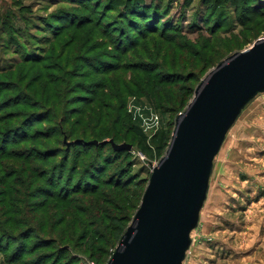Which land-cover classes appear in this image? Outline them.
I'll list each match as a JSON object with an SVG mask.
<instances>
[{"label":"rangeland","instance_id":"1","mask_svg":"<svg viewBox=\"0 0 264 264\" xmlns=\"http://www.w3.org/2000/svg\"><path fill=\"white\" fill-rule=\"evenodd\" d=\"M131 1L132 10L126 13V17H122V7H118V0H0V68H13L9 73L0 75V81L6 80L1 83L2 86H12L18 78L23 79L24 85L43 68L42 72L56 81L53 86L57 89V95L60 90L63 95V91L68 88L71 90L72 87L74 96H78L77 102L84 93L75 87L76 84L89 86L91 83H100L102 89L97 92V101L91 107L93 114H105V118L91 135H95L99 141L108 142L116 134L117 143L128 142L133 148L128 153L113 154L108 145L101 146L98 151L90 149L88 153L80 147L71 151L70 160L79 152L82 154L80 164L89 163L90 172L99 175L101 180L120 181L128 185L127 193L117 198L119 205L123 206L122 211H110L118 221L108 222L123 226L124 230L140 204L141 198L137 202L133 196L135 193L142 196L151 166L158 164L165 156L175 128V119L191 102L196 86L227 57L250 47L258 39H264V17H256L255 21L242 27L237 23L238 13L232 6L223 7L221 15L226 16L215 25L213 20L207 18L209 9L198 5L199 0ZM138 3L143 8H139ZM156 7L158 13L152 15ZM138 12H142V18L138 17ZM155 26L158 33L141 37ZM164 27L170 29L166 31L168 34H174V42L167 43L171 38L163 35ZM213 27L217 31L212 36L209 29ZM244 28H253L252 37L242 39V42L233 41L235 36L244 33ZM57 33L61 35L54 39ZM123 34L121 41L125 49L132 41V45L137 47H129L124 52L119 50L115 43ZM219 38L222 41L215 46ZM223 47L231 50L225 49V55H221ZM31 57L42 61L33 66L34 70L21 74V67L26 66L28 69L32 65H17V61L22 62ZM117 65L121 68L114 71ZM105 69L112 72L108 73ZM37 78L28 83L33 85L28 90L30 96L26 97L30 102L41 98L42 84L46 83V79L39 82ZM158 95L166 99H160ZM2 96L9 98L6 103L9 107L0 111V116L9 112L15 115L19 111L32 112L28 107L14 105L17 98L15 92H3ZM21 99L26 100L23 97ZM62 106V110H57L60 118L63 122L70 119L68 123H62L64 129L70 130L75 138L82 136L84 128L74 126L80 115H72L69 111L71 108L88 111L91 107L81 103L72 104L70 101L62 102ZM120 116L119 124L114 123V119ZM37 119L33 117L24 128L11 134L7 140L23 138L27 134L25 132H53L48 123H38ZM17 121L14 119L6 124L13 127ZM93 127L91 125L88 132ZM7 142L0 143V147H6ZM36 144L46 146V152L53 150L56 153L59 150L53 140L44 139L38 143L21 144L14 151L26 154L33 150H43ZM62 151L65 152L64 147ZM60 159L57 158V162ZM5 163L8 173L4 178L0 173V193L5 188L11 189L0 196V210L7 207L5 204H9V199L12 200L11 210L22 209V203L14 202L20 199L12 189L20 190L21 194L31 190L32 197L27 202L30 206L36 205L33 206L35 210L46 202L45 208L38 209L36 213L39 219L46 222L64 215L68 209L74 211L70 206H78L75 208L79 210L84 208V204L68 205L56 197V194L70 196L77 187L91 188L85 182L79 184V181L67 188L65 181L68 180L67 172H72L69 171L70 165L64 173L61 186L57 187L55 182L59 173L51 174V163L49 167L41 163L27 164L24 159H11ZM104 167L107 172L100 173ZM112 171L119 172L117 177H110L113 176ZM81 172L80 169L76 171L75 180ZM52 177L55 181L51 183ZM114 191V188L102 185L95 195H87L89 201L86 204L91 206L92 199L96 200L99 193H103L102 200L109 201ZM72 198L84 197L75 195ZM101 206L108 208L105 203H101ZM5 218L0 216L2 220ZM121 219H127L128 222L120 223ZM3 228L7 231L16 227L5 225ZM58 230L55 237L61 235L60 231L66 234L69 228L63 223ZM78 233L77 229L76 246L82 245ZM35 234L27 232L18 241L26 246L44 241ZM191 240L183 264H264V93L258 94L243 109L214 159L207 198L200 212L198 226L191 233ZM13 246H16L15 241L1 233L0 264H15L8 260ZM84 246L86 241L82 248H75L81 257L89 255ZM115 247L103 249L105 253L97 254L91 261L81 259L74 264H106ZM52 252V249H39L17 264H30L34 257ZM43 263L45 261L40 262Z\"/></svg>","mask_w":264,"mask_h":264},{"label":"trees","instance_id":"2","mask_svg":"<svg viewBox=\"0 0 264 264\" xmlns=\"http://www.w3.org/2000/svg\"><path fill=\"white\" fill-rule=\"evenodd\" d=\"M130 1L131 0H118V7H122L120 11L121 15H123L122 17H126L125 16L127 15L126 13L132 10V6H130L131 5ZM198 5L209 9L207 18L210 21L213 20L214 21L213 23H215V25H217L218 20L226 16V15H221V14L223 13L222 12L223 7H227V6L228 7L232 6L235 9L234 11L238 13L237 23L241 24L242 27L246 23H251L252 21H255L256 17L258 18L264 17V10H263L264 0H199ZM109 7H113V6L109 5ZM138 7L143 8L139 5V3H138ZM139 8H138V11H139ZM151 13L152 15L157 14L158 13L157 7L154 8L153 12ZM142 16H143L142 12H138V17L142 18ZM120 21H123V20L120 19ZM160 21L161 19L158 18V22ZM258 21L255 22L256 25H258ZM120 24H122V22ZM8 25H10L9 22H8ZM207 27L209 28L211 26H207ZM167 30L169 31L170 29L166 28L165 30L163 29V32L162 31L161 32L163 33L165 37L171 38L170 40L167 41V43H172L174 42L176 37H174V34H168L169 32H166ZM190 30L192 31V29ZM216 31L217 29L216 28L214 29V27L209 29V33L212 36L216 34ZM156 33H158V28L156 26L151 27L150 29H148L147 32L143 33L141 37L143 36L148 37L149 35H153ZM244 33L242 32L240 35L235 36L232 40L236 42H239V41L242 42V39H249L254 34L253 28H244ZM60 35L61 33L55 34L54 39L58 38ZM123 36L124 34L121 35V37L118 38L117 42L115 43V46L119 50L124 52V51H127L129 47H132V48L137 47V45H132L133 43L132 41L129 44V47L125 49L123 42L121 41ZM220 40L221 38L217 40L215 46L217 45V43L219 44ZM230 45L231 43L228 44L227 46L229 47ZM228 47L226 48L223 47L224 52H221V55H225L226 50L227 51L231 50V48H228ZM41 61L42 60L38 61L36 58L31 57V58L22 60V62L18 60L17 65L19 63H25V64L32 65L28 69L26 68V66L21 67L19 69L21 74H26L30 72L31 70H34L33 66H35L38 63H41ZM120 68L121 66L117 65V68L115 69L113 68V70L115 71ZM12 69L13 68H11V66L8 67L7 69L0 68V75L3 73L4 74L9 73L10 71H12ZM42 69L43 68H40L37 71V74H34L28 82H25L24 85H22L23 79L20 80V78H18V80L15 82V84H12V86H2L1 83L6 80L3 79L0 81V105L1 103L3 104V106L2 105L0 106V111H2L3 109H7L9 107L6 104L9 101L8 100L9 98L3 97L2 96L3 92H15V94L17 95V98L14 100V105L28 107L32 111L29 113L19 111L18 114L16 115L12 114V112H9V114L7 115L0 116V117H3V118H0V143L2 142L5 143L8 141L6 143L8 147L7 146L6 147L3 146L2 148L0 147V167L2 169L0 170L1 171L0 173H2V178H4V175L6 173H8V171L5 170L8 167L7 164L5 163V161L7 160L24 159L27 164L41 163V164L46 165V167H49V163H51L50 161H53L51 163V166H53V168L50 172L52 175H54L57 172L59 173V178H57L58 180H56L55 182L57 187L61 186L62 179L63 177H65L64 173L66 172L67 167L70 165L69 171L71 170L72 172L70 173L67 172L68 180L65 181V185L67 186V188L69 189L72 186V184L74 183L76 184L78 181H79V184H82L85 182L86 186L87 187L90 186L91 188L80 189L77 187L75 190L71 192L73 196L72 195L64 196L63 194H56V197L61 198L60 200L61 202L65 204L68 203V205H70L71 203H78L79 205L84 204L83 206L84 208H81L79 210V208H75L78 206H75V207L70 206L72 209H75L77 211L75 210L72 211L71 209H68V211H66L64 215L61 214L60 216L53 218V220H50L49 222H46L44 219H39L36 214L38 209L45 208L46 202L45 203L43 202V204H40V206L37 205L38 209L35 210L33 206H36V205L31 204L30 206L29 203L27 202V199H29V197H32V195L30 194L31 190H29L27 193L23 192V194H21L22 192L20 190L12 189V191H14L15 194H17L18 198L20 199V200L16 199L14 200V202L22 203L23 207L22 209L13 211L11 210L12 200L11 199L8 200L9 201L8 205H6L4 201L5 207L6 206L7 207L0 210V216H5L6 218L5 220L0 219V234L2 233L4 234V237L6 238L9 237V239H12L15 241L16 246H13L11 248L10 255L8 258L9 262L11 263L12 262H14L15 264L19 263V261L24 260L25 257L27 256L31 257L32 254L35 253L39 249H43V250L52 249L53 252L50 254H45V256L39 255L37 257H34L33 262H30V264H33L34 262L35 264H40V262L42 261H45V263L43 264H74L75 262L79 263V260L81 259L82 261L83 260L91 261V259H93L97 254H103V252L105 251L103 249H106L108 247L114 248L118 244L122 234L125 231L123 226H120L118 224L111 225L108 222L111 221L115 223L116 221H118L116 220L115 216L110 213V211L111 210L113 211L117 210L118 212L122 211L121 208H123V206L119 205L117 198H120L123 193H127L128 185L121 183L120 181L112 182L111 180H105V181L101 180L99 175H97L96 173L93 174L92 172H90V165H88L89 163L87 165L80 164V160L82 159V154H80L79 152H76V154L72 156L70 160L71 151H75L76 149H80V147H82L83 151L88 153L90 149H95L96 151H98L100 147L103 145H108L113 154L128 153V151L127 150L116 151L113 149L112 145L109 142L103 141V140L99 141V139H97L95 135H91V133L93 134L94 130H97V128L102 123V121H104L103 119L105 118V114H101L99 116H96L95 114H93L92 107H91V105L95 104L97 101V95H96L97 92L99 91V89H102L100 86V83L98 82L91 83L89 84V86H84L81 83L76 84L75 87L78 90H80V92L84 93L83 97H80L78 101L76 102V98L78 96H74L75 93H74V90H72V87H71V90L69 88L67 90L65 89L66 91L65 92L63 91V95H62V90H60L58 94L60 95L59 97L57 95V89L53 86L54 83H56V81H54L50 76L45 75L42 72ZM104 71H107L108 73L112 72V70L110 69L109 70L105 69ZM96 73L98 75L102 74L101 72H96ZM36 77H38L37 81L39 82H41L42 79H46V83L42 84L41 98L36 99L33 102H30V100L27 99L26 97L30 96V93H28V90L31 89L33 85L32 84L29 85L28 83H30ZM168 85H171V83H169ZM4 87H7V88L4 89ZM64 88H66V86ZM21 97L25 98L26 100L21 99ZM158 97L160 99H166L164 96H161V95H158ZM66 101H70L72 104L81 103L83 105L91 107V109L88 111L85 109L83 110V108L82 109L71 108V110L69 111L70 113H72V115L73 114L80 115V118L74 122V126L76 127L77 125V126H82L84 128L83 129L84 132H82V136L75 138L74 134L70 132V130L64 129V126L62 123H68L70 119L63 122L64 120L60 118V115L58 114L57 110H60V109L62 110L63 109L62 102L64 103ZM120 109H118V111ZM37 111L39 112V114L36 115ZM33 117H38V119L36 120L38 123H45V122L48 123L50 125V130L53 132L44 133V131L42 132L39 130L32 132V134H28L29 132H25L27 134L23 138L18 137V139L7 140L11 134L18 132L20 128H24L27 125L28 121L31 120ZM14 119L18 121L15 124H13V127L6 124L7 122L14 121ZM120 120H121V116L117 120L115 118L114 123H118L120 122ZM91 125H94L93 130L91 132H88L89 127ZM115 137H116V134H113L110 140H112L115 144H121L115 141ZM44 139L53 140L54 143H56L55 147L56 148L58 147L57 149L59 150H56L57 151L56 153L53 152V150H51L50 152H46L47 151L46 146H43L42 144H36L38 147H40L43 150H37V151L33 150L32 152L26 153V154L24 153L20 154L14 151V149L17 148L21 144H27L29 142L38 143V141L44 140ZM91 141H97L98 144L96 145L91 144L90 143ZM124 143L131 145L133 148V145L131 143H128V142H124ZM62 147L65 148V152L62 151ZM60 152L63 154H60ZM58 155H61V156H58ZM60 157L61 159L59 160V162H57V158H60ZM98 157H99V154H97V158ZM79 169L82 172L79 175V177L76 178L75 180L76 171ZM105 169L106 168L104 167L102 169V172L98 171V173L107 172V170ZM112 172H113V176H110L112 178L117 177V175L119 174L118 171L117 172L112 171ZM32 177L33 176H31V178ZM52 181H55L53 177L51 178V183ZM102 185L115 189V191L113 192L114 194L111 195V198L109 199V201L102 200L101 196L103 195V193H99L96 195L97 197L96 200L91 198L93 202L92 205L91 206L90 204L87 205L86 202L89 201L87 200V197L89 195H95V193L98 192L99 187H101ZM9 189L11 188L9 187L8 189L5 188L0 193V196L8 193ZM25 190H28V189L25 188ZM116 191L117 193H115ZM75 195H82L84 198L83 199L72 198ZM133 197L136 198L138 202L141 198V194L139 193L138 195H136L135 193V196ZM116 200H117V203H116ZM101 203H105L108 206V208H103L101 206ZM119 221L120 223L123 222L125 224L128 222L127 219H121ZM63 223L66 224V226H68L69 228L68 232L65 234L63 231H60L61 235L58 237H55V234L59 232L58 230L59 226H61ZM5 225H11L16 228H14V230L6 231L5 228H3V226ZM94 226H96L97 228H92ZM77 229L79 230L78 235L80 236V239L82 241V245H79V246H76V240H75L77 237L76 236ZM3 231H6V232H3ZM27 232L36 233L35 234L36 237L44 241L34 242V243L29 244V246L23 245L18 240L24 238L23 235ZM85 241H86V246H84L86 247L85 251L87 252V254L89 253L90 256L83 255L81 257L79 256L80 254L76 252L75 248H78V247L82 248L83 245H85ZM73 244H74V247H72Z\"/></svg>","mask_w":264,"mask_h":264},{"label":"water","instance_id":"3","mask_svg":"<svg viewBox=\"0 0 264 264\" xmlns=\"http://www.w3.org/2000/svg\"><path fill=\"white\" fill-rule=\"evenodd\" d=\"M264 93V39L227 57L177 115L165 156L151 166L140 204L106 264H183L207 198L214 159L243 109ZM114 150L126 143L108 141ZM91 144H98L91 141Z\"/></svg>","mask_w":264,"mask_h":264},{"label":"built area","instance_id":"4","mask_svg":"<svg viewBox=\"0 0 264 264\" xmlns=\"http://www.w3.org/2000/svg\"><path fill=\"white\" fill-rule=\"evenodd\" d=\"M90 264H92V263H90Z\"/></svg>","mask_w":264,"mask_h":264}]
</instances>
